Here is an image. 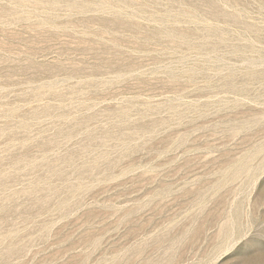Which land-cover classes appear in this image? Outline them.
Listing matches in <instances>:
<instances>
[{
  "label": "rangeland",
  "instance_id": "rangeland-1",
  "mask_svg": "<svg viewBox=\"0 0 264 264\" xmlns=\"http://www.w3.org/2000/svg\"><path fill=\"white\" fill-rule=\"evenodd\" d=\"M0 264H264V0H0Z\"/></svg>",
  "mask_w": 264,
  "mask_h": 264
}]
</instances>
